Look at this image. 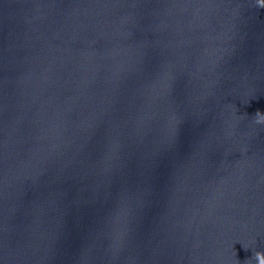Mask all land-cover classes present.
Here are the masks:
<instances>
[{"label": "water", "instance_id": "95a60500", "mask_svg": "<svg viewBox=\"0 0 264 264\" xmlns=\"http://www.w3.org/2000/svg\"><path fill=\"white\" fill-rule=\"evenodd\" d=\"M260 0H0V264H259Z\"/></svg>", "mask_w": 264, "mask_h": 264}, {"label": "clouds", "instance_id": "9594fccd", "mask_svg": "<svg viewBox=\"0 0 264 264\" xmlns=\"http://www.w3.org/2000/svg\"><path fill=\"white\" fill-rule=\"evenodd\" d=\"M260 4L261 5H264V0H260ZM258 116H259V120L261 122H264V115H260L258 113ZM256 257H257V259L259 261V264H264V252H257L256 253Z\"/></svg>", "mask_w": 264, "mask_h": 264}]
</instances>
